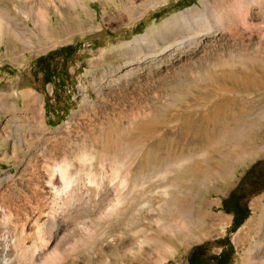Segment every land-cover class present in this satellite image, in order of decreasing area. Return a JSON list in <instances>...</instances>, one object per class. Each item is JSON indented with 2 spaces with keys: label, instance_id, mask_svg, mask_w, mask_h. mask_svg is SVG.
Wrapping results in <instances>:
<instances>
[{
  "label": "rangeland",
  "instance_id": "rangeland-1",
  "mask_svg": "<svg viewBox=\"0 0 264 264\" xmlns=\"http://www.w3.org/2000/svg\"><path fill=\"white\" fill-rule=\"evenodd\" d=\"M179 1L85 0L75 10V0H0V99L18 108L36 97L34 127L46 134L0 104V245L10 264H116L115 235L105 233L112 210H127L120 227L132 233L188 203L204 205L203 230L153 264H185L191 247L224 237L233 264L252 251L264 191L232 233L219 207L264 158V0H197L170 11ZM39 12L49 13L45 28L34 25ZM184 20L189 29L178 28ZM65 45L76 52L58 96L50 84L20 87L37 57ZM39 137L53 146L68 138L73 151L53 158L35 146ZM12 238L26 239L25 258Z\"/></svg>",
  "mask_w": 264,
  "mask_h": 264
},
{
  "label": "bare ground",
  "instance_id": "bare-ground-1",
  "mask_svg": "<svg viewBox=\"0 0 264 264\" xmlns=\"http://www.w3.org/2000/svg\"><path fill=\"white\" fill-rule=\"evenodd\" d=\"M84 1L85 0H75V2H73V3L71 2L72 7L75 10H79V9L83 10L85 7ZM237 1L240 3L243 2L244 4H248V5L253 2V0H236V2ZM262 2H264V1H261V2L259 1V8L263 7ZM196 11H198V8L194 7V8L188 9L185 12L179 14L178 17H183L188 12H196ZM176 18L177 17H174V20ZM48 19H50L49 13L39 12L35 16L34 25L36 27L45 28L47 25ZM180 25L178 26L179 29H181V27H183L184 29H189L191 27V24L189 23V21H186V20H184ZM11 32H12V36L14 38L19 37L14 31H11ZM0 104L3 107L11 110L15 115L20 116L24 120V122L30 127V131L32 132V134L35 133L37 136H39L41 134L42 137L45 138L46 134L43 133L44 131L40 130V128H38V130H40V131H37L34 127V121H35L37 114H38V99L36 97L33 96V97L28 98V99H25L23 101L22 106L18 107V108L13 104V102L9 103L7 101V99H0ZM94 116H96L95 112H94ZM97 117H99V116L97 115ZM86 120H88V119H86ZM20 130L21 129H18V132H20ZM35 146L43 147L44 149H42V150L46 149L47 151H49L50 155L53 156V158H55V157L66 158L67 156L71 155V152L73 151V150H70V147H72V146H70L68 138H65L64 140L59 142V144L57 143L53 146V145L47 144V142L46 143L42 142L41 137H39L37 139V141L35 142ZM27 147H29V145H27V144L21 145V141L19 139L18 148H23V150H24ZM31 155H33V154H31ZM35 158H36V156H35ZM53 158H51V159H53ZM59 167H60V165H59ZM69 167H73V164H70ZM65 172H67L66 169H64V173ZM223 174H224V170L221 169L218 173V176L221 177V176H223ZM65 175H66V173H65ZM62 178H63V176H62ZM62 181L65 182V184L68 188L73 186V179L70 177L65 176L64 180H62ZM37 183H38V181L36 182V184ZM130 195H131V191L129 190L127 197H131ZM115 204H116V201H115ZM119 206H120V204H119ZM193 206L194 205L191 203L181 204L176 208L173 216L156 218L155 220L152 221L153 222L152 225L143 226L141 228L136 229L132 233H127L125 231V228L120 227L121 223H123V220L126 218L127 210L126 209L125 210L124 209L123 210L122 209L112 210V212L109 215L112 214L115 216V218L113 220H109V222H107L108 225H107V229H106L105 233H108L110 235H115V237L113 239V242H114L113 248L112 247L111 248H112L113 256L116 258V260H115L116 264L162 263L164 257L167 256L168 254H170L175 249V245L177 243H182V242L188 241V240L192 239L196 234L198 235V233L201 232V230H203V222L205 221V219L207 217L205 209H203L205 207H204V205H202L200 207L198 206L197 208H194ZM113 208H114V206H113ZM96 219L100 220L102 218L97 216ZM255 220H256L255 226H254L253 230H250L251 234L253 235L252 236L253 242L251 245L252 251H249L247 257L242 259L241 264H264V209L262 210V213L257 218H255ZM92 228H93V226H92ZM95 228H96V226H95ZM96 229L98 230V227ZM248 231H249V229H248ZM98 232L96 234H98ZM102 232H104V231L102 230ZM16 238L15 239L12 238L13 239L12 247H14L15 250H17V254L21 258H25L26 255L28 254V252L30 251L28 246H26L27 245L26 239L23 240V239H19V238L16 239ZM6 248H7V242H5L3 245H0V257L2 258V261H0V264H10L11 263L10 258H9L10 260L6 259L7 258L5 255ZM38 248L39 247H37L35 245L32 246L33 254H35V252L37 253V250H39ZM34 257H35V255H34ZM18 260H20V259H18ZM20 264H22V263H20Z\"/></svg>",
  "mask_w": 264,
  "mask_h": 264
},
{
  "label": "trees",
  "instance_id": "trees-1",
  "mask_svg": "<svg viewBox=\"0 0 264 264\" xmlns=\"http://www.w3.org/2000/svg\"><path fill=\"white\" fill-rule=\"evenodd\" d=\"M196 1L180 0L178 3L170 4L169 10L180 11ZM165 13L166 8L161 9L153 14V18L158 19ZM75 52L74 46L65 45L37 57L27 75L24 74L20 87L43 91L50 84L53 87V93L58 96V93H61L65 87L66 80H68V70ZM56 115L63 118L65 113L60 115V112H56ZM262 191H264V158L252 163L241 175L236 185L220 200L219 209L231 216L229 233L236 231L247 219L249 216V199ZM213 248L220 250L218 253H214L212 252ZM233 255V246L229 238L224 237L205 241L191 247L186 254L185 264H233Z\"/></svg>",
  "mask_w": 264,
  "mask_h": 264
}]
</instances>
